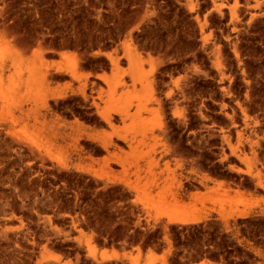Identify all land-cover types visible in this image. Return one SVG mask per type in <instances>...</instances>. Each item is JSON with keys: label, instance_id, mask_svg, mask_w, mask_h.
<instances>
[{"label": "rangeland", "instance_id": "1", "mask_svg": "<svg viewBox=\"0 0 264 264\" xmlns=\"http://www.w3.org/2000/svg\"><path fill=\"white\" fill-rule=\"evenodd\" d=\"M89 242L264 264V0H0V264Z\"/></svg>", "mask_w": 264, "mask_h": 264}, {"label": "bare ground", "instance_id": "2", "mask_svg": "<svg viewBox=\"0 0 264 264\" xmlns=\"http://www.w3.org/2000/svg\"><path fill=\"white\" fill-rule=\"evenodd\" d=\"M234 6H236V4L231 6V7H234ZM74 64L76 65L77 62H74ZM127 112L129 113V109L127 110ZM162 203L167 206V208L170 210V212L173 211L175 213L182 212V210H184L186 208V206H187V203H185L184 201L178 199L177 197H173L170 200L166 199ZM172 220H176V221H180V222H184V223H189V222L194 223V222H199L200 220H202V217H200V216H194V217L184 216V217H175ZM89 249H90L91 253H93L94 256H97L99 254L101 256V259H103V260H109V259H115V258L116 259L125 258V259H128L129 261H131L132 263L138 264L137 259L140 260L141 257H142V251L140 249H138V253L136 255H132L131 252H120V251H118L116 249H102V250L98 251L96 246L92 245L91 242H89ZM43 256H45V255H43ZM51 256L53 258L59 260V255L58 254L50 253L49 257H51ZM166 256H167V252L166 253H162V254L161 253L160 254H158V253L156 254V253H154L152 251H149L146 254V258H147V260L149 262H153V261H155L157 259H160L162 261V264H167ZM197 264H208V260H202V261H200Z\"/></svg>", "mask_w": 264, "mask_h": 264}, {"label": "trees", "instance_id": "3", "mask_svg": "<svg viewBox=\"0 0 264 264\" xmlns=\"http://www.w3.org/2000/svg\"><path fill=\"white\" fill-rule=\"evenodd\" d=\"M200 226H203V223L199 224ZM156 235V231L150 230L147 231L145 234L140 231V230H135L134 233H130V229H126L123 230V228L121 226L116 227V229L114 230V236L116 239L118 240H123V239H128V241L131 244H136L138 245L139 243H141L142 238L145 237V240L143 241L142 245L145 249V251L149 248V247H153L154 246V242H155V237ZM112 241L110 240L108 242V245H111ZM213 245L216 246V241L215 239L212 241ZM221 253L223 252L222 250L220 251Z\"/></svg>", "mask_w": 264, "mask_h": 264}]
</instances>
